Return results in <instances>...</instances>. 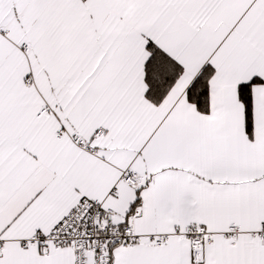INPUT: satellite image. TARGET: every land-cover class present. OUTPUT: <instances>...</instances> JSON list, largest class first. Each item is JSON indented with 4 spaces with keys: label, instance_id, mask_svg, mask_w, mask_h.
Returning a JSON list of instances; mask_svg holds the SVG:
<instances>
[{
    "label": "snow or ice",
    "instance_id": "1",
    "mask_svg": "<svg viewBox=\"0 0 264 264\" xmlns=\"http://www.w3.org/2000/svg\"><path fill=\"white\" fill-rule=\"evenodd\" d=\"M0 264H264V0H0Z\"/></svg>",
    "mask_w": 264,
    "mask_h": 264
}]
</instances>
